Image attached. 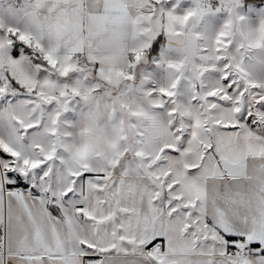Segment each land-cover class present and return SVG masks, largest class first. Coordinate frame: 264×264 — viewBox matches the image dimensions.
Listing matches in <instances>:
<instances>
[{
  "label": "snow or ice",
  "instance_id": "6c2138e0",
  "mask_svg": "<svg viewBox=\"0 0 264 264\" xmlns=\"http://www.w3.org/2000/svg\"><path fill=\"white\" fill-rule=\"evenodd\" d=\"M0 264H264V0H0Z\"/></svg>",
  "mask_w": 264,
  "mask_h": 264
}]
</instances>
